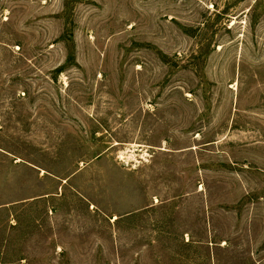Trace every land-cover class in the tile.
<instances>
[{"label":"rangeland","instance_id":"rangeland-1","mask_svg":"<svg viewBox=\"0 0 264 264\" xmlns=\"http://www.w3.org/2000/svg\"><path fill=\"white\" fill-rule=\"evenodd\" d=\"M0 264H264V0H0Z\"/></svg>","mask_w":264,"mask_h":264}]
</instances>
